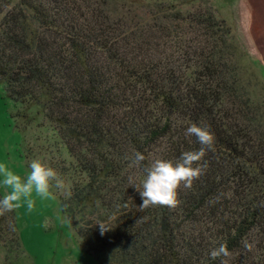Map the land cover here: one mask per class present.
Wrapping results in <instances>:
<instances>
[{
  "label": "trees",
  "instance_id": "1",
  "mask_svg": "<svg viewBox=\"0 0 264 264\" xmlns=\"http://www.w3.org/2000/svg\"><path fill=\"white\" fill-rule=\"evenodd\" d=\"M115 1L123 12L107 0H0L4 94L72 157L61 212L81 215L80 244L98 264H264V96L250 98L230 28L209 8H177L193 0ZM191 122L214 136L193 165L202 174L178 186L175 206L141 207L144 167L201 147ZM5 224L17 239L14 211ZM223 242L230 255L210 260Z\"/></svg>",
  "mask_w": 264,
  "mask_h": 264
},
{
  "label": "rangeland",
  "instance_id": "2",
  "mask_svg": "<svg viewBox=\"0 0 264 264\" xmlns=\"http://www.w3.org/2000/svg\"><path fill=\"white\" fill-rule=\"evenodd\" d=\"M105 7L113 14L123 12L119 1L107 0ZM146 7L136 11L144 21L150 17V8ZM177 8H209L216 18L224 20L241 50L239 58L245 70L243 79L250 84V98L263 99L264 0H193ZM20 108L19 103L5 96L0 82V159L23 174L28 163L39 158L56 170L63 187L53 186L51 198H36L31 210H14L18 238L11 234L8 224L0 230V264H98L80 244L77 228L81 215L69 220L60 210L58 197L68 193L71 178L64 172L72 157L55 128L42 116L22 124L15 116Z\"/></svg>",
  "mask_w": 264,
  "mask_h": 264
},
{
  "label": "clouds",
  "instance_id": "3",
  "mask_svg": "<svg viewBox=\"0 0 264 264\" xmlns=\"http://www.w3.org/2000/svg\"><path fill=\"white\" fill-rule=\"evenodd\" d=\"M185 132L188 135H194L201 147L196 151L181 153L175 162L156 159L150 166L144 167L142 190H138L142 198L141 207L149 205L175 206L178 202V186L183 183L184 187H190L192 181L202 174L203 166L193 165L194 162L202 159L206 151L212 149L214 136L207 127L200 126L195 122L189 123ZM144 159L143 153L136 151L130 158V162L140 165ZM53 186L61 188L63 181L56 170L41 159H32L23 174L16 171L7 161L0 159V215L13 212L21 207L31 210L36 198L48 199L52 197L50 189ZM100 230L103 234L107 229L100 227ZM229 255L230 251L226 242L219 243L208 252L210 260Z\"/></svg>",
  "mask_w": 264,
  "mask_h": 264
}]
</instances>
